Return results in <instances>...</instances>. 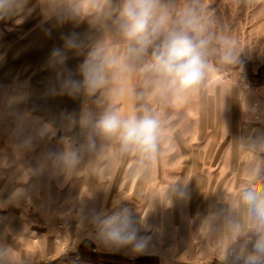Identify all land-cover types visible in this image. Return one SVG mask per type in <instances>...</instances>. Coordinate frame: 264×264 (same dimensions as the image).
Listing matches in <instances>:
<instances>
[{"label": "clouds", "instance_id": "1", "mask_svg": "<svg viewBox=\"0 0 264 264\" xmlns=\"http://www.w3.org/2000/svg\"><path fill=\"white\" fill-rule=\"evenodd\" d=\"M38 2L46 19L87 25L82 35L64 37V48L54 49L50 59L61 76L52 92L83 97L84 103L78 118L67 117L66 130L78 126L79 136L60 137L58 147L44 151L38 165L28 170V178L48 174L82 180L88 186L87 194L81 191L82 202L92 199L98 188L107 191L115 184L121 198L134 197L142 208L150 204V211L187 203L193 180L201 189L199 178L171 177L163 181L161 197L150 190L154 174L171 158L187 130L183 124L190 108L198 105L202 115L209 107L224 110L242 58L255 45H242L233 27L207 0ZM262 2L235 0L238 8L246 9ZM28 3L0 0V21L22 23L33 11ZM68 51L84 56L77 69L80 79L70 71L63 75ZM17 102L12 98L9 106ZM57 133L53 124L17 114L12 134L22 154ZM229 144L235 188L208 194L201 190L206 197L218 191L220 195L199 220L192 239L202 251L208 245L215 247L213 264H264V132L253 130ZM115 164L119 172L113 177ZM132 183L136 187L129 197L127 185ZM85 209L86 204L80 212L81 225L94 229L97 242L106 249L133 255L154 250L151 238L139 234L144 219L132 209L124 207L110 215ZM33 234L25 228L11 240L0 235V264H51L25 251L23 245L39 239ZM76 242L72 240L66 252L74 250ZM53 250L47 248V255Z\"/></svg>", "mask_w": 264, "mask_h": 264}, {"label": "rangeland", "instance_id": "2", "mask_svg": "<svg viewBox=\"0 0 264 264\" xmlns=\"http://www.w3.org/2000/svg\"><path fill=\"white\" fill-rule=\"evenodd\" d=\"M207 2L233 27L242 45L255 46L242 58V70L221 113L218 108L209 107L202 115L198 105L188 110L183 124L187 130L172 150L171 158L154 174L150 185L152 194L162 197L166 187L163 181L181 175L187 179L199 178L201 189L193 180L187 203L175 202L172 207L157 206L153 211H150V204L142 208L134 197L121 198L115 184L107 191L98 188L92 199L85 198L82 202L81 191L88 192L87 183L83 184L82 180H65L63 176L48 174L28 178V170L38 165L44 151L58 147L62 136L58 132L47 143H38L32 150L21 154L16 149L12 134L16 119L13 123L10 121L8 125L0 126V235L11 240L12 236L28 228L39 239H31L23 245L25 251L39 254L40 261L48 260L51 264L70 258L75 255V249L79 252L83 247L94 254L111 257L153 255L160 256L167 264H213L215 247L208 245L206 251L200 250L192 234L220 192L207 197L205 194L217 189L231 192L235 188L237 178L232 171L233 156L229 141L248 135L253 130L264 132L263 127L254 128L264 126V2L249 9L238 8L235 0ZM118 172L119 164H115L112 176H117ZM124 186L122 183L121 187ZM135 187V183L127 185L126 195L131 197ZM84 204L86 212L95 209L109 215L124 207L132 209L144 219L139 234L151 238L154 250L133 255L127 250L106 249L97 242L94 229L81 225L80 212ZM72 240L77 241L74 250L66 252ZM47 248L54 249L50 256L47 255ZM77 261L81 262L82 257L79 256Z\"/></svg>", "mask_w": 264, "mask_h": 264}, {"label": "crops", "instance_id": "3", "mask_svg": "<svg viewBox=\"0 0 264 264\" xmlns=\"http://www.w3.org/2000/svg\"><path fill=\"white\" fill-rule=\"evenodd\" d=\"M28 7L33 11L22 23L0 21V126L13 123L17 114H27L39 123L53 124L61 136L78 137V126L66 130L67 117H79L84 98L52 92L61 76L50 65V59L54 49L64 48V37L73 33L82 35L87 25L72 22L60 25L54 19H46L38 0H29ZM66 56L67 71L63 75L70 71L74 79H80L77 69L84 56L71 51ZM12 98L18 102L9 106ZM260 127L264 128H254ZM73 254L53 264H167L160 256L111 257L94 254L85 247L79 252L75 249ZM79 256L81 262L77 261Z\"/></svg>", "mask_w": 264, "mask_h": 264}]
</instances>
